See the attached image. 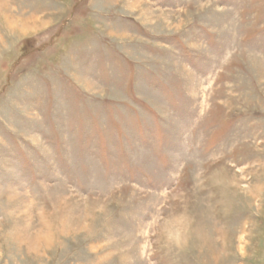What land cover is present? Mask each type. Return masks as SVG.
I'll return each mask as SVG.
<instances>
[{"label": "rangeland", "instance_id": "obj_1", "mask_svg": "<svg viewBox=\"0 0 264 264\" xmlns=\"http://www.w3.org/2000/svg\"><path fill=\"white\" fill-rule=\"evenodd\" d=\"M0 264H264V0H0Z\"/></svg>", "mask_w": 264, "mask_h": 264}]
</instances>
